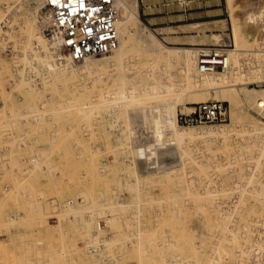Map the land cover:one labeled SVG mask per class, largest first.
I'll use <instances>...</instances> for the list:
<instances>
[{"label": "rangeland", "instance_id": "1", "mask_svg": "<svg viewBox=\"0 0 264 264\" xmlns=\"http://www.w3.org/2000/svg\"><path fill=\"white\" fill-rule=\"evenodd\" d=\"M11 1L0 0V7L5 8ZM126 1L136 3L138 20L154 35L162 49L200 50L210 47L208 44L221 46L225 38H230L232 50H242L243 55L246 54L234 69L231 80L205 87L202 86L205 83L203 78L181 77V69L177 67L180 64L174 57L160 69L155 82L165 83V77L170 73L174 85L182 81L186 94L172 93L170 98L169 94L165 96L159 92L152 95L154 101L148 95L147 103L130 105L129 99L125 102L122 99L121 103L111 106L103 103L106 99L104 93L113 88L108 70L80 71L71 77V81L68 80L70 76L64 78L53 74L41 57L25 59L23 48H32V42L28 46H25L26 42L23 44L24 36L20 33L28 18L26 10L13 9L3 15L0 19V239H3L0 240V264H165L171 258L186 257L192 264H209L210 259L211 262L217 260L215 264H239L236 258L244 255L242 248L245 246L238 245L240 242L245 245L244 239H238V244L234 242L241 248L239 250L221 238L210 236V233L205 237L196 234L191 226L196 219V207L184 202V198V201L178 199L182 198L180 189L188 187L193 180L192 194L214 185L213 177L206 175L211 184L204 176L209 168H213L204 165L213 163L212 155L226 157L230 153L234 144L227 138L236 132L243 133L233 136L236 145L240 139L243 143L245 139L248 141L247 138L249 142L261 139L257 131L259 126L264 127V110L256 109V101L264 97V0H221L218 8L210 7L223 9V18H228L231 25L212 42L199 38L196 31L164 32L161 28L176 26L182 21L184 24L199 22L202 13L213 3L204 5V0ZM253 4L257 6L256 10ZM34 7L31 2L28 7L32 14L30 22L40 35L39 19L34 20L38 11L33 10ZM256 11L257 15L254 14ZM217 13L220 12L208 15ZM118 18L121 19L119 13ZM14 35L19 37L18 40H13ZM193 35L196 37L191 38ZM198 44L206 46L199 47ZM58 52L66 55L63 50ZM108 55H94L91 59L99 61ZM159 55V58L164 57ZM135 57L136 65L143 61L141 55ZM48 58H45L48 63L59 60L55 56ZM82 64L73 65L82 67ZM126 69L137 74L134 67ZM105 82L107 84L103 86ZM84 86L88 87L87 90ZM102 89L105 91L101 92ZM211 100L223 102L228 107L229 116L225 122L194 126L178 123L179 127L234 124L225 134L223 142L226 143L218 137L197 138L186 141L187 144L183 143V148L177 150L170 138H166L168 141L158 146L149 160L142 157L136 164L131 162L136 159L133 152L137 148L146 151L148 147H145L152 144L151 123L158 116L155 106L160 108L164 101L172 102L174 110L171 112L176 120L179 112L190 105ZM237 122L242 126H237ZM236 126L237 130L234 129ZM129 145L135 154L133 158L129 157ZM185 154L194 155L193 166L184 164L188 158ZM260 155L264 165V152ZM129 164L134 165V169ZM173 167L177 168L176 174L182 175L181 182L172 180L170 175L155 174L162 169L175 171ZM192 169L196 173L190 172ZM261 170L255 178L259 179L258 183L264 177ZM147 173L153 177L146 176L148 184L137 187V175ZM182 180L186 181L184 185ZM258 183L254 189H258ZM171 192L176 194H173L176 201H173ZM245 207L243 205V209ZM200 220L215 235L214 224L217 225L218 220L212 216ZM94 238L98 239V245L94 244L97 240ZM251 254L245 252L246 257Z\"/></svg>", "mask_w": 264, "mask_h": 264}, {"label": "bare ground", "instance_id": "2", "mask_svg": "<svg viewBox=\"0 0 264 264\" xmlns=\"http://www.w3.org/2000/svg\"><path fill=\"white\" fill-rule=\"evenodd\" d=\"M31 2L35 4V7L33 10L38 11L37 14H35V17L34 15L33 17H34V20L36 21H38L39 19L38 23L40 24V28L42 31L40 35L36 33V29L32 27L31 22H30L31 21L30 19L32 18V14L28 12V7L31 4ZM115 6H116V9L119 15L121 16L120 20L119 18L118 20H116V31H117L116 49L113 52L109 53L110 55L103 57L99 61H93L91 59L93 58V56L86 58L84 61H82L84 63L81 65L82 67H79V66L77 67L76 65H73L75 63H72L66 55L63 56L61 53H59L60 51L58 52V50L60 49H59V45L57 44L55 40V37L53 35L50 36V34H46L45 31L42 29L41 23L43 22V20H46V14H47V11L44 9L42 0H13L10 3H8L5 8L0 7V19L1 17H3V15L9 14L13 9L15 10L19 8V9H23V11L26 10V12L28 13V18L26 19L24 27L21 28L20 33H23V36H24V38H22L23 44L26 42L25 46H28L31 44L30 42H32V48L30 47H28V49H26V47L23 48L25 59H28V58L31 59L33 56L41 57L42 59H44L45 63H47V65L51 68L49 69L52 71L53 74L62 75V77L64 78H67L70 76L68 80L71 81L72 80L71 77L73 76L72 78H74V76L80 73V71L83 72L85 70H88V71L93 70L94 72V70L95 71L96 70H104V71L108 70L109 72L108 76H109V79L112 81L113 88L109 89V92L107 91V93L106 92L104 93L106 94L105 96L106 99H105V102L103 103H107L108 105H111V106L121 103L122 99L124 100L123 102H125V99H129V102H128L129 104L136 103V105H139V104H142L141 102L149 101L148 100L149 98L147 99L146 96L151 95L150 99L152 98L153 100L154 98L152 97V95H155L159 92L164 93L165 96L166 94H169L170 96L172 93H176V95L182 94V93L186 94L185 86L182 83V81L174 85V83L171 81L170 73L165 77L166 79L165 83L157 84L155 82V80H157L160 75L159 74L160 69L164 67L167 62L175 58L177 59V63L180 64V65H177V67L181 69V72H179L181 77L183 76L184 78H191V80L192 78L193 79L203 78L205 83H203L202 86L205 87V86H211V85L218 86L219 84L222 85V84H225L227 80L229 79L231 80L232 78L230 77L232 76L234 69H236L237 66L240 64L239 62L243 59L242 56L246 54L245 53L243 55L242 50H238V49L232 50L233 48H231L227 51V68L225 70L201 73L198 70L197 62H198L199 53L203 48L200 50L176 48L171 51L162 49L163 47L160 46L159 43H156L158 41L156 38H154V35L149 31V29H147L138 20L139 13H138L136 3L131 4L130 2L129 4L126 0H117L115 3ZM18 38L19 37L17 35L13 36V40H18ZM46 42L49 43L50 45H48ZM159 54L164 55V57L159 58L158 56H161ZM231 54L232 56H230ZM139 55H141L143 61L136 65L135 56H139ZM48 56H53V57L55 56L59 58V60L53 59V61L51 60L50 62L51 65H49L50 63H48V61L45 60V58L47 59ZM126 67L136 68L137 74L134 75L132 73H129V69H126ZM108 72L106 71V73ZM107 82H105V85L103 86H106ZM85 86L83 88H86ZM109 87L111 88V86ZM103 89L101 92L105 91L106 87H105V90ZM100 102L102 101L100 100ZM100 105L101 104H99V106ZM59 109L61 110V108ZM154 109L158 110L157 111L158 116L154 120H152V123H151L152 124L151 135L153 138L152 144L149 145L150 147L148 145L145 147V148L148 147L146 151L144 148H141V149L137 148L136 152L135 151L133 152L132 151L133 149L130 150L132 145L131 146L129 145V148H128L129 157L133 158V156L136 154L135 156L136 161L134 160V158L131 160L133 164H136L137 160L142 157L144 159L147 158V160H149V157H152L155 155L156 148L158 146L163 145L165 142L168 141V139L166 140V138H170L169 141L173 142L177 146V150H179L183 148L181 147L183 146V143H185L186 141L188 142V140L197 139V138L206 140L211 137H218L223 142V140H226L225 134L229 132L234 126V124H231V125H227L224 127L217 126V127L183 128V127H179L180 125L176 122L175 117L173 116V113L171 112L172 110H174V104L172 102L170 103V102L164 101V103L161 105L160 108L155 106ZM256 109H258L259 111L264 110V97H261L260 99L256 101ZM185 111H188V108ZM84 112H86V110H84ZM120 115H121V112H120ZM236 125L242 126L239 124V122H237ZM237 126L234 129L237 130L238 129ZM258 128L259 129L257 133L261 136V139H258L253 142H249V139L247 138L248 141H246L245 139L244 143L242 142L243 140L240 139L241 142L238 141L239 143L236 145L234 143L235 142L234 137H236L235 135L243 134L241 132L240 133L236 132L233 135L234 137L231 136V138H227V141L229 140L230 143L236 145V147H234L233 145V149L230 150L231 149L230 147H232V145L230 144V147H229L230 153L226 157L212 155L214 156L212 159L213 163L208 164L209 162H207L206 165L203 164L204 167L210 166L213 168L212 170L211 168H209L210 171H212L211 173H209L210 171L207 170L209 172L206 171L207 174L205 172V175H204L206 179H207V176L214 178V179L212 178L213 183L215 180V183L213 186H209L207 188L205 187L204 190L202 189L199 192H194L192 194L190 190H191V186L192 187L194 186L192 183L194 180L191 182V180L189 179L191 184H189L188 187L180 189L182 198L178 199V200H182L184 198L186 199L185 201L183 199L184 202L187 201L188 202L187 204L189 205L191 204V206L193 205L196 207L194 210L195 211L194 216L196 217V219L193 220V223L191 224V226L194 232H196V234H198L200 237H205V235H208V233H210L209 234L210 236H216L217 238H221L222 241L227 243L229 246L230 244L237 246L236 244H238V242L240 241V240L238 241V239H242V240L244 239L246 241L245 245L244 244L242 245L241 242H240L241 245L238 244L239 247L245 246L244 248H242L244 249V251L242 250L244 252V255L242 253L240 257L236 258L237 261H240L239 264H264V179H263L264 177L262 178L260 176L262 178V182L258 183L259 179L258 181L255 180L256 176L259 175L257 174L258 171L260 172L261 167L262 166L264 167V165L261 164V158H260L262 154L259 156V153L264 152V127L259 126ZM128 137L130 139V136ZM184 147H187V146H184ZM260 150L261 151L263 150V151L260 152ZM132 152L135 154L133 155ZM257 153H258V156L256 158L255 155ZM192 155L193 154H190V155L185 154L186 157L188 156L187 159L185 160L183 159L185 165L191 164L190 166H193L195 164V160H193L194 155H193V158H192ZM182 157L184 158V156ZM215 159H218V161H214ZM130 164L129 166L131 167L134 166ZM184 164H182L183 167H184ZM178 166H180V164ZM263 167H262L263 170H261L262 172H264ZM176 169H175L176 172L169 171L170 169H162V171H157L159 173H155V174H162V176L164 177L170 175V177H172V180L173 178L179 179L177 181L179 182L181 180L180 178L182 177V175H180L181 176L180 177L178 174H176L177 173ZM189 169L191 170V167ZM197 169H198V166H197ZM204 171H202V173ZM182 172H184L183 169H182ZM190 172H194V170ZM146 176L147 178H150L149 176L153 177V175H150V173H147V175H137V177L135 175V177L137 178V182H138V184L135 182V184H137V187L148 184L147 181L149 179H146ZM170 177H166L167 178L166 180H168V178ZM184 177L185 176H183V178ZM186 179L187 178H185V180ZM209 179L207 180L210 181ZM157 181L159 182V179ZM186 181L183 182L182 180L183 185ZM203 183H202V186H203ZM213 183L211 182V184ZM257 183L259 184L258 187L256 186L258 189H254V186L257 185ZM178 184H176V189L179 187ZM199 186L201 187V185ZM196 189L197 191L199 190L198 188ZM173 194L175 193L171 192V196ZM90 197H93V196H90ZM172 199L173 201L174 200L176 201V199L174 198V195ZM243 205L246 206L245 209H243ZM211 216L213 217V219L218 220V224L217 225L214 224L215 225L214 229L216 230L215 235L212 233V231L211 232L208 231L207 226L204 225V223H202L203 219L200 220L201 218H209ZM259 217H261V219ZM97 241L98 239L96 240V243L94 244L98 245ZM234 242H237V243L234 244ZM239 247L236 249H239ZM247 249H249L250 254L252 253L253 255L251 254V255H248L249 257H246L245 252L249 253ZM237 252L239 253L238 250ZM99 253L102 254V252H99ZM149 256L151 257V255ZM150 257L147 256L146 258H150ZM171 259L172 260L169 259L165 264H183V263L192 264L188 257L183 258V259L181 258H171ZM211 261L212 260L210 259L208 263L215 264L216 262H218L217 260L213 262ZM139 263L142 264V262H139Z\"/></svg>", "mask_w": 264, "mask_h": 264}, {"label": "built area", "instance_id": "3", "mask_svg": "<svg viewBox=\"0 0 264 264\" xmlns=\"http://www.w3.org/2000/svg\"><path fill=\"white\" fill-rule=\"evenodd\" d=\"M116 1L42 0L47 11L42 29L55 37L59 49L72 63L109 54L117 46ZM225 39L221 46L203 47L200 51L197 65L201 73L227 68V51L232 43L230 38ZM228 116L229 109L223 102L211 100L190 105L188 111L179 112L176 122L187 126L203 125L225 122Z\"/></svg>", "mask_w": 264, "mask_h": 264}, {"label": "crops", "instance_id": "4", "mask_svg": "<svg viewBox=\"0 0 264 264\" xmlns=\"http://www.w3.org/2000/svg\"><path fill=\"white\" fill-rule=\"evenodd\" d=\"M225 1V0H224ZM219 4H221V0H204L202 1V4H207V3H213L209 6V8L206 9L205 12L202 14L201 21L196 22V23H191V24H184L181 22V24L176 25V26H170V27H164L161 28L162 31H196L197 34L199 35V38L204 39V41H214L215 37H220V34H222L224 31H228L231 28L230 21L228 18H223L224 16V11L223 9H211L210 7H216L218 8ZM254 9L256 10L257 6L253 4ZM208 7V6H207ZM256 7V8H255ZM140 8V7H139ZM210 12H220L217 14L213 15H208ZM248 14V13H247ZM255 15H257V11L254 12ZM153 20V19H151ZM251 26V25H249ZM183 33V32H181ZM188 34V33H187ZM183 37V36H182ZM191 38H195L196 36H190ZM187 38H189L187 36ZM189 41V40H188ZM197 46H206V44H198ZM207 46H212L211 44H208ZM3 240V239H0Z\"/></svg>", "mask_w": 264, "mask_h": 264}]
</instances>
